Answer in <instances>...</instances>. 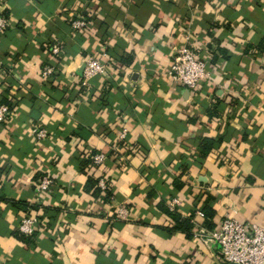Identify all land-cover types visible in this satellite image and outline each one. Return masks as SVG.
<instances>
[{
    "label": "crops",
    "instance_id": "0c3cea01",
    "mask_svg": "<svg viewBox=\"0 0 264 264\" xmlns=\"http://www.w3.org/2000/svg\"><path fill=\"white\" fill-rule=\"evenodd\" d=\"M0 14V105H13L0 124V264H228L208 232L227 216L264 227V0H0ZM79 16L89 25L76 31ZM185 44L207 63L197 91L167 73ZM104 51L109 68L83 86ZM47 64L57 76H41ZM94 151L109 199L86 189Z\"/></svg>",
    "mask_w": 264,
    "mask_h": 264
},
{
    "label": "built area",
    "instance_id": "2783aa9c",
    "mask_svg": "<svg viewBox=\"0 0 264 264\" xmlns=\"http://www.w3.org/2000/svg\"><path fill=\"white\" fill-rule=\"evenodd\" d=\"M10 24V19L0 14V32L6 30ZM89 20L83 16L77 17L72 26L76 31L87 29ZM54 54L60 52V47L55 45L52 49ZM110 56L104 51L100 57L91 55L85 63L81 77V84L89 86L90 81L104 74L110 66ZM7 63L0 58V76L6 74ZM57 73L54 65L47 64L41 68L40 74L45 79ZM168 76L171 81L177 85L188 88L191 91H197L202 83L208 78L207 63L203 59L194 55L188 45H182L177 48L170 61ZM13 113V107L8 104L0 105V124L5 122ZM32 134L38 139H44L48 136V130L40 126L32 128ZM107 157L104 153H98L93 157V164L102 167ZM53 184L50 176H43L38 185L40 194L47 193ZM100 187H108L107 180L102 177L99 181ZM180 201L176 198L170 201L169 208L174 211ZM121 214L124 211L120 212ZM202 214V212H199ZM37 217L30 216L22 219L20 230L31 235L36 230ZM205 241L215 245L224 260L228 264H264V227L256 222H244L236 218L227 216L222 218L205 236Z\"/></svg>",
    "mask_w": 264,
    "mask_h": 264
},
{
    "label": "trees",
    "instance_id": "16d2710c",
    "mask_svg": "<svg viewBox=\"0 0 264 264\" xmlns=\"http://www.w3.org/2000/svg\"><path fill=\"white\" fill-rule=\"evenodd\" d=\"M57 75L58 74L55 73L53 76H57ZM9 106L13 107V105H9ZM213 145H214V140L212 138H210V137L202 138V141H201V153L203 154V156H207V154L211 151ZM96 153L97 152L94 151L92 153V155H94ZM81 165H82L83 170H85L86 167H88L89 165H90L89 166L90 167L89 170H93V173H89V171H86V173H88V175H89V179H88L87 184H86L87 191L88 190L89 191L92 190L94 196H96V197L103 196L105 199H109V197L111 195V190L109 189V187H107L106 189H102V187H100L99 181L104 176V173L99 174L100 170H99V168L97 166H95L93 164L92 156H89L87 158L84 156L82 158ZM97 174H99V175L97 176ZM201 208H202L203 211H205V213L207 215H209V217L214 216L215 210H212L208 206V204H205V205L201 206ZM167 211H168L169 215H171L172 218L175 220L177 227H183L184 224L188 223V221L182 219L180 217V215L175 210L171 211L169 209Z\"/></svg>",
    "mask_w": 264,
    "mask_h": 264
},
{
    "label": "water",
    "instance_id": "95a60500",
    "mask_svg": "<svg viewBox=\"0 0 264 264\" xmlns=\"http://www.w3.org/2000/svg\"><path fill=\"white\" fill-rule=\"evenodd\" d=\"M233 264H236V263H233Z\"/></svg>",
    "mask_w": 264,
    "mask_h": 264
}]
</instances>
